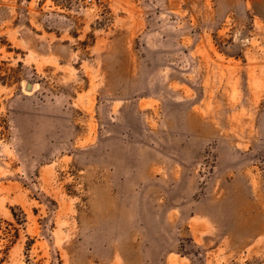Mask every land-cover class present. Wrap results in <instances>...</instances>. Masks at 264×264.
Masks as SVG:
<instances>
[{
    "label": "rangeland",
    "instance_id": "rangeland-1",
    "mask_svg": "<svg viewBox=\"0 0 264 264\" xmlns=\"http://www.w3.org/2000/svg\"><path fill=\"white\" fill-rule=\"evenodd\" d=\"M0 264H264V0H0Z\"/></svg>",
    "mask_w": 264,
    "mask_h": 264
},
{
    "label": "built area",
    "instance_id": "built-area-1",
    "mask_svg": "<svg viewBox=\"0 0 264 264\" xmlns=\"http://www.w3.org/2000/svg\"><path fill=\"white\" fill-rule=\"evenodd\" d=\"M89 1H91L93 3H97V4H102L105 2V0H89Z\"/></svg>",
    "mask_w": 264,
    "mask_h": 264
},
{
    "label": "water",
    "instance_id": "water-1",
    "mask_svg": "<svg viewBox=\"0 0 264 264\" xmlns=\"http://www.w3.org/2000/svg\"><path fill=\"white\" fill-rule=\"evenodd\" d=\"M27 89H30V85H27Z\"/></svg>",
    "mask_w": 264,
    "mask_h": 264
},
{
    "label": "trees",
    "instance_id": "trees-1",
    "mask_svg": "<svg viewBox=\"0 0 264 264\" xmlns=\"http://www.w3.org/2000/svg\"><path fill=\"white\" fill-rule=\"evenodd\" d=\"M12 216H13V218L15 217L13 213H12ZM14 219H15V218H14Z\"/></svg>",
    "mask_w": 264,
    "mask_h": 264
},
{
    "label": "bare ground",
    "instance_id": "bare-ground-1",
    "mask_svg": "<svg viewBox=\"0 0 264 264\" xmlns=\"http://www.w3.org/2000/svg\"><path fill=\"white\" fill-rule=\"evenodd\" d=\"M231 211V210H230Z\"/></svg>",
    "mask_w": 264,
    "mask_h": 264
}]
</instances>
